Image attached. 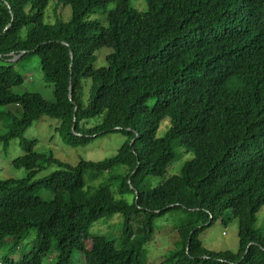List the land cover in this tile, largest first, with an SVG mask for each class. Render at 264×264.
Masks as SVG:
<instances>
[{"label":"trees","instance_id":"obj_1","mask_svg":"<svg viewBox=\"0 0 264 264\" xmlns=\"http://www.w3.org/2000/svg\"><path fill=\"white\" fill-rule=\"evenodd\" d=\"M131 1L58 0L70 19L49 25V0H0V148L21 140L25 152L11 162L24 176L0 179V264H143L155 219L177 210L185 218L166 262L264 264L255 229L264 206V0H143L144 12ZM110 5L105 26L86 20ZM102 48L111 53L95 68ZM31 56L51 102L13 92L23 84L13 64ZM42 117L58 121L54 132L70 148L113 133L125 141L110 159L69 165L22 141ZM179 150L191 157L179 174L143 193ZM85 175L119 184L86 187ZM45 190L51 199H40ZM124 193L133 203L115 198ZM112 215L122 218L116 239L89 236ZM233 219L236 253L206 250L199 235Z\"/></svg>","mask_w":264,"mask_h":264},{"label":"rangeland","instance_id":"obj_2","mask_svg":"<svg viewBox=\"0 0 264 264\" xmlns=\"http://www.w3.org/2000/svg\"><path fill=\"white\" fill-rule=\"evenodd\" d=\"M130 5L139 12L146 11V4L143 0H132ZM113 8L112 5L108 6L106 10L96 9L93 14H90L86 19L89 22H99L105 26V14ZM70 9L63 7L59 4L58 0H49L48 6L44 11L43 22L45 24L53 25L55 22L60 21L63 23L68 22L70 19ZM111 53V49L102 48L95 53L96 62L95 68H100L106 65L105 57ZM14 62V61H13ZM15 71L23 77V84L13 89L15 94L24 93H37L42 99L47 102L53 101V87L43 81L40 61L36 56L26 58L20 63L13 64ZM10 107V106H9ZM10 111L14 112L15 107H10ZM5 109V108H4ZM97 122V121H96ZM168 124V119L163 121L158 130V136L163 134L165 125ZM58 121L46 117H42L37 122H34L28 130L25 131L22 141L30 142L35 141L36 146L34 151L38 153H51L53 157L60 162L76 165L79 161L84 162H102L104 160L114 157L124 143L125 138L121 134H109L102 138L93 140L90 144L84 147L70 148L66 146L60 137L55 134L54 129ZM93 126L91 123L87 128ZM4 130L0 127V133ZM21 140H13L9 143L6 150L0 148V179H19L24 176L23 170H16L11 166V162L22 156L24 147L20 145ZM181 157L180 160L172 164L166 171L163 177H152L146 180L142 192L147 193L159 183L163 182L170 176L179 174L183 163L191 157L186 155L182 150H179ZM54 168L41 172L38 178L48 175ZM122 172L121 170H119ZM118 171V172H119ZM123 171H126L124 169ZM106 176L101 177L99 180L91 181L85 175L86 187H97L99 185L108 186L114 192L119 182L109 184ZM40 199L49 200L51 196L48 190H45L40 195ZM116 199H122L128 204L133 203L134 195L132 193H124L123 195H115ZM231 211H228L224 218H228ZM142 218V215L140 216ZM185 218V214L181 211H174L170 214L156 218L153 224V236L150 242L144 246V259L143 264H174V262H166L170 253L175 249V243L178 241L177 234L175 233L176 226ZM255 229L264 232V206L259 210L256 217ZM139 227L138 220L134 223ZM122 227V218L120 215H112L94 224L89 230V236H102L106 239H116ZM238 224L235 219L231 220L227 225L223 224L220 220L207 228L199 235V240L202 246L212 252H230L236 253L238 249L237 237ZM86 248H90V242H85ZM53 249V248H52ZM50 249L47 262L53 261L55 253ZM77 253L74 256L77 257ZM47 264V263H45Z\"/></svg>","mask_w":264,"mask_h":264},{"label":"water","instance_id":"obj_3","mask_svg":"<svg viewBox=\"0 0 264 264\" xmlns=\"http://www.w3.org/2000/svg\"><path fill=\"white\" fill-rule=\"evenodd\" d=\"M9 11H10V10H9ZM61 44H63V45L66 46V44H64V43H61ZM22 54H24V53H21V55H22ZM70 57L72 58V55H71V54H70ZM15 60H16V58H13V59L10 60V61L12 62V61H15ZM70 95H71V90H70V88H69V95H68V99H69V100H71V96H70ZM76 110H77V109L75 108V111H76ZM73 130H74V128L72 127V132H73ZM116 130H117V129H116ZM135 194H137V193L135 192Z\"/></svg>","mask_w":264,"mask_h":264}]
</instances>
